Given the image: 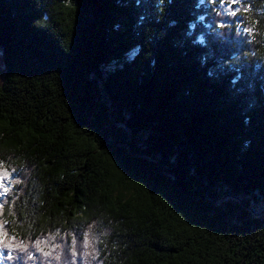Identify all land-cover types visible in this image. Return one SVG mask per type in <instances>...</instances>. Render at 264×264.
Returning a JSON list of instances; mask_svg holds the SVG:
<instances>
[{
    "label": "trees",
    "instance_id": "trees-1",
    "mask_svg": "<svg viewBox=\"0 0 264 264\" xmlns=\"http://www.w3.org/2000/svg\"><path fill=\"white\" fill-rule=\"evenodd\" d=\"M0 55V264H264V0H0Z\"/></svg>",
    "mask_w": 264,
    "mask_h": 264
},
{
    "label": "snow or ice",
    "instance_id": "snow-or-ice-1",
    "mask_svg": "<svg viewBox=\"0 0 264 264\" xmlns=\"http://www.w3.org/2000/svg\"><path fill=\"white\" fill-rule=\"evenodd\" d=\"M232 14L235 15L234 12ZM9 179H10V173L7 170L0 171V187H3L4 192L9 191V188L4 186V181L9 180ZM4 223H7V221H4ZM2 228H3V225L0 224V229H2ZM6 237H7V232H3L2 234H0V247H5V248L13 247V245L10 242L5 243ZM3 255H4V253L2 251H0V257H3ZM9 258H10V254H9Z\"/></svg>",
    "mask_w": 264,
    "mask_h": 264
},
{
    "label": "rangeland",
    "instance_id": "rangeland-1",
    "mask_svg": "<svg viewBox=\"0 0 264 264\" xmlns=\"http://www.w3.org/2000/svg\"><path fill=\"white\" fill-rule=\"evenodd\" d=\"M1 72H2V63H1V55H0V80H1Z\"/></svg>",
    "mask_w": 264,
    "mask_h": 264
},
{
    "label": "clouds",
    "instance_id": "clouds-1",
    "mask_svg": "<svg viewBox=\"0 0 264 264\" xmlns=\"http://www.w3.org/2000/svg\"><path fill=\"white\" fill-rule=\"evenodd\" d=\"M45 19H47V17L45 16ZM153 63H155L154 61H153ZM248 121L246 120V123H247ZM246 144H247V142H246Z\"/></svg>",
    "mask_w": 264,
    "mask_h": 264
}]
</instances>
